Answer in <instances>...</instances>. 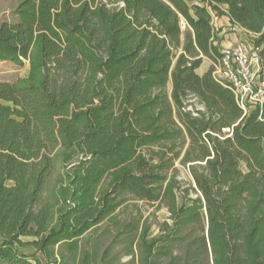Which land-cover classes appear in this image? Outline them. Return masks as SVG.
I'll return each instance as SVG.
<instances>
[{
  "label": "trees",
  "instance_id": "obj_1",
  "mask_svg": "<svg viewBox=\"0 0 264 264\" xmlns=\"http://www.w3.org/2000/svg\"><path fill=\"white\" fill-rule=\"evenodd\" d=\"M213 13L263 81L264 0H21L0 23V62L27 63L0 81V264H264V99L244 114L214 77Z\"/></svg>",
  "mask_w": 264,
  "mask_h": 264
},
{
  "label": "built area",
  "instance_id": "obj_2",
  "mask_svg": "<svg viewBox=\"0 0 264 264\" xmlns=\"http://www.w3.org/2000/svg\"><path fill=\"white\" fill-rule=\"evenodd\" d=\"M252 49L240 43L221 51L222 56L213 70L214 77L232 90L244 114L249 111V104L255 106L264 99L261 97L264 80H259L257 54Z\"/></svg>",
  "mask_w": 264,
  "mask_h": 264
},
{
  "label": "rangeland",
  "instance_id": "obj_3",
  "mask_svg": "<svg viewBox=\"0 0 264 264\" xmlns=\"http://www.w3.org/2000/svg\"><path fill=\"white\" fill-rule=\"evenodd\" d=\"M21 0H0V23L2 21H15L16 15H15V8L18 5V3ZM186 2L191 5L192 0H186ZM186 29V26L184 23L181 24V30L184 31ZM241 43L246 45L247 47L252 48L251 39L250 36L242 35ZM253 51V49L251 50ZM252 53V52H251ZM253 68L255 69V65L253 64ZM206 70L205 63H203L198 69V73L202 74ZM27 73V63H25L23 66H18L16 64L10 63V62H0V81H13L17 79L18 77H23ZM171 85L168 83L167 90L170 92ZM261 97L264 98V85L261 86ZM254 107L253 104H249V110ZM176 167L179 170L178 178L182 181V184L185 186H192L194 187L193 180L191 178V175L188 170L187 165H180L179 163H176ZM57 177V171H55L54 176ZM190 196L194 197V191H190ZM177 203L178 205L185 204V200L182 198L180 194H177ZM143 210L145 213L151 212L152 214L149 216V223H150V235H157L160 232V228L162 227V224L164 222L171 223L169 219V214L164 206L160 207L156 211H154L153 207L150 206H143ZM93 234V232H89L86 234V237H90ZM108 243V241L104 242V245H101V250L103 247ZM89 248V245L87 244V247ZM39 258L41 260V264H46L43 258L39 255ZM127 257H122V260H126ZM31 264H36L34 261H31ZM50 264H59V263H50Z\"/></svg>",
  "mask_w": 264,
  "mask_h": 264
},
{
  "label": "crops",
  "instance_id": "obj_4",
  "mask_svg": "<svg viewBox=\"0 0 264 264\" xmlns=\"http://www.w3.org/2000/svg\"><path fill=\"white\" fill-rule=\"evenodd\" d=\"M195 3H198V0H192V4H195ZM223 8H225V6ZM212 24H213L214 29L217 31L218 37L221 38V41H220L221 51L235 47L236 45L241 43L242 35H245V36L248 35L244 29L236 25H231V23L229 22V18L226 15H215V13H213ZM203 63H205L206 70H207L211 64L210 60L204 57L201 65ZM201 65L196 69L197 73Z\"/></svg>",
  "mask_w": 264,
  "mask_h": 264
}]
</instances>
